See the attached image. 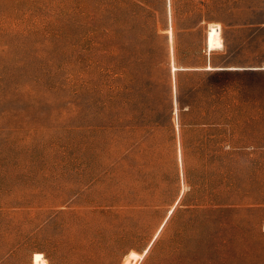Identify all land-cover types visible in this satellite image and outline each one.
I'll return each mask as SVG.
<instances>
[{
    "label": "rangeland",
    "instance_id": "rangeland-1",
    "mask_svg": "<svg viewBox=\"0 0 264 264\" xmlns=\"http://www.w3.org/2000/svg\"><path fill=\"white\" fill-rule=\"evenodd\" d=\"M0 264H264V0H0Z\"/></svg>",
    "mask_w": 264,
    "mask_h": 264
},
{
    "label": "trees",
    "instance_id": "trees-1",
    "mask_svg": "<svg viewBox=\"0 0 264 264\" xmlns=\"http://www.w3.org/2000/svg\"><path fill=\"white\" fill-rule=\"evenodd\" d=\"M228 68H230V67H228V66H211V70L206 71L204 74L224 75V74H226L225 72H226V69H228ZM218 95H219V98L217 100V104L220 106V109H219L218 112L221 113V115L223 116V115H225V114H227L229 112V110L227 109L228 108V103H229V101H227V100H229V99L226 98L227 95L225 94L224 90L219 91ZM179 102L181 104V111H182V110H184L185 107H184V102H183V100L181 98V95L179 97ZM190 108H191V106H190ZM192 113L196 116V118L200 116V112L199 111L198 112L197 111L196 112H192ZM185 114L186 113L182 112L181 120H182V118L184 117ZM220 124H222V125H220ZM220 124L217 125L218 127H217L216 131H218L219 134H225L227 132V129L223 128V126H224L223 123H220ZM195 125H199V124H195ZM220 126H222V129H220Z\"/></svg>",
    "mask_w": 264,
    "mask_h": 264
},
{
    "label": "bare ground",
    "instance_id": "bare-ground-1",
    "mask_svg": "<svg viewBox=\"0 0 264 264\" xmlns=\"http://www.w3.org/2000/svg\"><path fill=\"white\" fill-rule=\"evenodd\" d=\"M209 48L210 50L213 48H217L221 46V42L219 40V36L221 34L220 26H211L209 29Z\"/></svg>",
    "mask_w": 264,
    "mask_h": 264
}]
</instances>
